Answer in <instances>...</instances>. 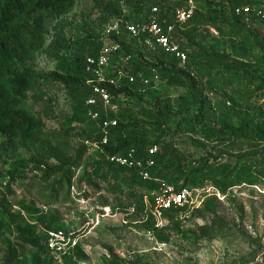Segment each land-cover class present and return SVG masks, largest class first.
Here are the masks:
<instances>
[{
    "label": "rangeland",
    "instance_id": "obj_1",
    "mask_svg": "<svg viewBox=\"0 0 264 264\" xmlns=\"http://www.w3.org/2000/svg\"><path fill=\"white\" fill-rule=\"evenodd\" d=\"M235 1L198 0L206 24H197L190 30L195 43L193 50L200 55L201 65L196 71V60H193L187 72L198 82V99L205 102V111L208 110L205 120L210 124L209 130L218 134L217 138L207 140L185 132L186 126L197 129L199 123L194 120L195 114H180L171 124L174 127L180 123V129L174 136L160 140L166 143L167 167L177 162L188 174L199 168L201 160L210 158L209 166L227 165L235 172L246 169L245 180L226 190L219 182L189 185L197 202L193 208L168 215L165 225L159 229L141 225L143 215L131 211L133 203L124 192L113 193L105 182L99 181L94 182L97 188L86 186V178L95 163L107 162L105 153L101 155L100 151L89 148L80 165H72L82 145L89 147L82 139L92 129L89 123L82 127L74 125L71 131L65 127L77 98L65 87L50 84V88H40L48 100L36 97V92L27 101L29 110L43 119L48 138L36 142L29 150L21 149L0 159V182L7 186L9 213L20 214L27 223L36 225L39 233L53 221L59 231L76 237L83 258L74 264H264V143L256 144L230 132L231 127L239 124L264 128V31L260 26L241 29L231 24L230 9ZM157 3L171 7L178 2L157 0ZM104 17L92 10L90 0H75V8L64 19L77 27L70 29L69 35L80 38L84 33L98 35ZM132 48L134 53L139 51L145 59L149 58L139 46L132 45ZM24 66L32 74L47 76L56 64L40 53ZM158 76L159 100H155L159 95L154 94V102L143 107L134 99H118L114 103L117 112L126 108L133 117L142 120L143 108L146 113L154 114L160 99L174 103L187 95L181 84L183 80L166 86L167 78ZM159 107L162 108V103ZM46 150L54 151L63 161L48 162L55 167L56 175L51 173L43 183L45 172L52 171L35 170L28 165V158ZM158 150L159 147L157 153ZM243 154L248 159L238 163L236 157ZM9 172L15 173L14 179ZM175 179L172 173L171 180ZM62 184L63 191L55 200L51 199L53 190ZM177 185L175 188L183 186V179ZM140 192V189L134 191L137 196ZM24 207L34 208L37 213L31 214ZM0 219L4 224L7 217L0 216ZM206 226L213 229L211 238L201 237L198 230ZM4 240L15 244L21 264L28 263L35 254L31 247L22 248L12 225L11 231L2 233L0 238V262L5 260ZM46 260L48 264H64L48 257Z\"/></svg>",
    "mask_w": 264,
    "mask_h": 264
},
{
    "label": "trees",
    "instance_id": "obj_2",
    "mask_svg": "<svg viewBox=\"0 0 264 264\" xmlns=\"http://www.w3.org/2000/svg\"><path fill=\"white\" fill-rule=\"evenodd\" d=\"M176 1L178 3L171 7L158 4L157 0H90V3L92 10L105 15L100 23L103 27L109 20L120 15V2H123L126 6L130 15L129 18L134 16L136 20L140 21L148 4H158L161 8L170 12L178 7L183 0ZM258 3L259 0H248L246 3L236 0L230 9L231 24L233 26L237 25L241 29L257 28L258 22L255 18L251 21L252 26L246 25L240 18L235 17L234 8L255 6ZM197 4L198 10L194 17L187 23L184 30L178 34L179 46L187 55V62L184 67H179L177 59L168 54H153L145 59L139 51H135L138 54L133 52L132 45L136 47L138 44L134 41L126 44L123 42L125 41L124 38L120 37L123 51L132 56L130 65L133 74L140 71L150 76L149 69H154L157 77L160 74L167 78L166 86L170 82L176 83L177 80L181 79L183 80L181 84L188 91L185 97H179L174 103L160 99L162 108L159 107L161 105L159 102L157 105L158 111L154 114L146 113L147 111L144 110L146 108H143L141 110L142 120L133 117L126 108L107 115L100 113L99 122L105 119L117 120V126L111 130L108 144L101 147L103 152L109 156H126L130 151H133V160L142 162L152 179L150 181L142 180L138 175L139 169L137 168L130 169L112 165L109 162H96L92 172L86 178V186H88V189L97 188L94 182L99 181L105 182L113 193L121 195L124 192L127 199L135 206V212L138 211L140 215H143L144 211L143 196H150L152 193L157 192L162 182L179 186L177 184L183 179V186L185 187L208 181L212 183L219 182L218 184H222L226 190L228 187L235 186V183L245 180L248 173L244 168L235 172L230 170L227 165L209 166L210 158L201 160L199 168L196 171H189L188 174L185 173L184 167L177 162L175 165L166 166L169 162L167 160L168 151L164 149L166 143L160 139L172 137L180 129V123H176L174 127L171 126L173 118H176L177 115L195 114L194 120L199 123L198 128L193 129L186 126L185 132L193 133L207 140L218 136L215 131L209 130L208 126L210 124L205 120V114L208 113V110L205 111V102L198 99L196 93L198 82L187 72L191 68V61L196 60V64H194L196 71L199 70L201 65L200 55L193 50L195 43L190 35L193 26L206 24L205 13L198 1ZM74 8L75 0H0V159L13 155L21 149L29 150L36 142L48 138L43 119L29 110L27 101L33 99L36 92V97L41 96V98L48 100L40 88L41 86L50 88L48 87L50 84L65 87L77 98L76 105L72 108L73 114L66 120L65 127L71 131L74 125L82 127L89 123L92 131L82 141H92L93 139L98 141L101 138L98 122H92L87 118V108L84 105L85 100L91 95L90 87L86 84L88 75L84 70V60L87 55L94 56L97 54L100 47L99 37L101 31L96 36L84 33L80 38L69 35L68 31L77 29V27L72 22L65 20L64 17L72 12ZM40 53L46 54L51 60L55 61V70L50 75L32 74L24 66L25 62L33 60ZM157 82L154 83V86L151 85L148 88L149 90L145 95L138 93L140 86L129 84L125 80H122L118 87L108 86L107 89L113 103H116L118 99H134L141 102L143 107H147L148 104L151 105L154 102V94L159 95ZM159 87H161V84ZM27 94H30L29 99ZM159 97L160 95L155 100H159ZM48 105L50 108V100ZM174 105H176V112L172 113ZM50 112V116H53V112ZM201 120L205 122L202 123ZM230 129V132L237 134L244 140L256 144L264 143V128H253L246 124H239ZM152 138L155 140L151 141ZM152 147H159L158 153L155 155H150L148 152ZM88 149L89 147L86 148L82 145V148L77 152L75 161L72 163L73 166L80 165L79 162ZM236 159L240 163V161L248 158L243 154L236 157ZM52 160L63 161L51 150L30 155L28 158V165L35 170L39 172L43 169L52 171L45 172L41 179L43 183L51 177V173L56 175L55 167L48 164ZM149 162H153V166L150 168H148ZM171 172L176 178L174 182L171 180ZM14 174L9 172L12 179H14ZM138 189L141 192L137 196L134 191ZM62 191L63 184L58 185L53 190L51 199L55 200ZM0 198H3L0 199V216L2 219L7 217V219H4L6 223L0 222V238L2 233L11 231L12 225H15V233L21 240L22 248L28 246L35 250V254L26 264H48L46 260L48 252L44 244L47 238L45 232L59 231V229L51 221L39 233V229L36 230V225L27 223L20 214L11 215L9 213L6 196L2 195ZM23 210L31 214L37 213L34 208L24 207ZM177 213L180 212L171 210L166 213L165 217ZM148 224L152 226L149 222L141 223V225ZM198 230L203 238L213 236L211 227H200ZM3 242L6 246L5 260L0 264H21L22 261H19L15 244L5 240ZM82 258L83 252L78 244L73 253L64 256L62 261L64 264H74L77 259L81 260Z\"/></svg>",
    "mask_w": 264,
    "mask_h": 264
},
{
    "label": "built area",
    "instance_id": "obj_3",
    "mask_svg": "<svg viewBox=\"0 0 264 264\" xmlns=\"http://www.w3.org/2000/svg\"><path fill=\"white\" fill-rule=\"evenodd\" d=\"M198 0H183L178 7L172 11L161 8L158 4L147 5L146 10L138 21L129 15L126 6L120 2V15L104 25L99 37V50L96 55H87L84 60V70L88 75L86 84L90 87L91 95L85 100L87 108L86 116L92 122H98L101 138L86 141L85 144L93 150H98L105 155L102 148L110 140L111 130L117 126V120H100L101 112L116 113L117 105L107 89L108 86L118 87L122 80L129 84L140 86L138 93L145 95L148 88L158 81L154 69H149L150 76L143 72L132 73L131 54L123 51L120 37L124 38L126 44L134 41L148 55L168 54L174 56L179 67H184L187 62L186 53L181 50L178 43V34L184 30L187 23L194 17L198 10ZM234 15L243 23L251 26L253 18L258 22L257 27H264V0H259L255 6H241L234 8ZM212 33L216 32L212 29ZM133 51V50H132ZM150 155L157 153V147L149 149ZM106 161L112 165H119L130 169H139L138 175L142 180L150 181L152 178L147 168L140 161L133 160V151L126 156L105 155ZM153 162L148 163V168ZM154 180V179H153ZM5 183L0 185V192H4ZM196 199L192 190L182 186H175L162 182L157 192L150 196H143V220L141 223L149 222L153 227L159 229L165 225L166 213L171 210H184L193 208ZM131 211H135L132 205ZM44 242L48 252L49 260L61 263L66 255H71L77 246V239L72 234L64 231H52L46 233Z\"/></svg>",
    "mask_w": 264,
    "mask_h": 264
},
{
    "label": "clouds",
    "instance_id": "obj_4",
    "mask_svg": "<svg viewBox=\"0 0 264 264\" xmlns=\"http://www.w3.org/2000/svg\"><path fill=\"white\" fill-rule=\"evenodd\" d=\"M109 21H111V20H109ZM109 21H108V22H109ZM108 22H107V23H108ZM107 23H106V24H107ZM104 25H105V24H104ZM104 25H103V27H104ZM103 27H102V29H103ZM101 33H102V30H101ZM100 35H101V34H100ZM0 185H2V182H0ZM6 189H7V186L4 187V192H0V197H2V195H4V196L7 195ZM50 232H52V231H50ZM55 232H57V231H55ZM46 233H47V232H45V234H46ZM75 238H76V237H75ZM78 244H79V241H77V246H78ZM77 246H76V247H77ZM66 256H68V255H66Z\"/></svg>",
    "mask_w": 264,
    "mask_h": 264
}]
</instances>
